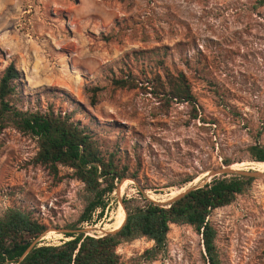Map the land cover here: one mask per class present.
Masks as SVG:
<instances>
[{"label":"rangeland","instance_id":"1","mask_svg":"<svg viewBox=\"0 0 264 264\" xmlns=\"http://www.w3.org/2000/svg\"><path fill=\"white\" fill-rule=\"evenodd\" d=\"M151 50L163 69L186 76L197 118L186 103L164 105L142 80L147 56L131 55ZM9 63L21 74L23 110L66 112L102 151L128 154L137 180L117 186L101 220L83 224L85 234L114 230L121 199L138 188L166 202L208 182L209 171L226 160L262 175L208 216L220 264H264V163L247 153L264 145V0H0V74ZM127 69L138 87L113 88L112 77ZM93 87L100 90L91 104ZM36 152L29 135L11 128L0 134V213L33 211L47 226L40 241L57 244L86 193L79 181H57L34 166ZM68 172L60 167V175ZM187 177L192 181L178 184ZM152 245L145 238L120 244V263L206 264L201 237L187 225H171L164 251L146 261L142 254Z\"/></svg>","mask_w":264,"mask_h":264},{"label":"trees","instance_id":"2","mask_svg":"<svg viewBox=\"0 0 264 264\" xmlns=\"http://www.w3.org/2000/svg\"><path fill=\"white\" fill-rule=\"evenodd\" d=\"M151 54L152 50L131 55L135 61L147 56L140 71L151 93L166 106L169 103L190 105L195 112L193 118H197L196 98L186 76L163 69ZM20 78V72L12 63L0 74V134L11 128L32 137L37 152L31 163L46 170L57 181L64 177L79 181L86 196L77 221L66 227L69 232H63L65 239L57 244L40 241L47 226L33 211L17 207L3 210L0 213V264H121L117 247L139 238L153 242L142 254L146 261H153L164 251L171 225L191 227L201 237L205 263L220 264L216 231L208 216L247 191L253 177L240 174L212 177L169 205L148 199L143 192L145 189L138 188L136 195L121 199L125 218L117 231L86 235L79 232L83 224L94 225L101 220L117 186L125 178L137 180L124 161L128 154H120L117 149L102 151L88 128L72 120L66 112L54 111L51 107L44 111L23 110ZM137 81V75L127 69L120 76L112 77L111 86L130 90L138 87ZM99 90L97 87L89 89L91 104L96 102ZM247 153L250 161L264 163V145L255 143L247 148ZM231 164L223 161L225 167ZM60 167L69 172L60 175ZM192 179L184 178L178 184Z\"/></svg>","mask_w":264,"mask_h":264},{"label":"water","instance_id":"3","mask_svg":"<svg viewBox=\"0 0 264 264\" xmlns=\"http://www.w3.org/2000/svg\"><path fill=\"white\" fill-rule=\"evenodd\" d=\"M233 174H240V175H246V176H249V177H259L260 175H262V173L260 172H245V171H242V170H232L230 169V166L228 167H223V168H217V169H212L211 171H209L208 175L209 177H218V176H230V175H233ZM195 187H199V186H193V187H190L184 191H182L181 193H179L178 195H176L175 197L169 199L168 201L166 202H157V203H160V204H165V205H169L172 201H174L175 199H178L180 198L181 196H183L186 192H188L189 190L195 188ZM153 201V200H152ZM122 205V204H121ZM123 207V206H122ZM124 211V209H123ZM125 213V211H124ZM125 218V217H124ZM122 225V224H121ZM120 225V226H121ZM120 226L115 229V230H111V231H107V232H103L102 234H106V233H109V232H115L117 231ZM79 232H82L84 233L83 230H80ZM88 235V234H86ZM32 246V245H31ZM31 246L28 248V250L31 248Z\"/></svg>","mask_w":264,"mask_h":264},{"label":"bare ground","instance_id":"4","mask_svg":"<svg viewBox=\"0 0 264 264\" xmlns=\"http://www.w3.org/2000/svg\"><path fill=\"white\" fill-rule=\"evenodd\" d=\"M230 169H232V170H238V168H236L235 166H231ZM206 174H207V173H204L203 176L206 175ZM197 181H199V178L197 179ZM167 201H168V200H167ZM124 217H125V213L120 212V215H119V221H118L117 225L115 226V229H117V228L123 223V221H124ZM113 229H114V228H113ZM115 229H114V230H115Z\"/></svg>","mask_w":264,"mask_h":264}]
</instances>
